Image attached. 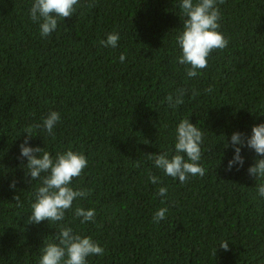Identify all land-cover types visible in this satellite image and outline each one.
Returning a JSON list of instances; mask_svg holds the SVG:
<instances>
[{
	"label": "trees",
	"instance_id": "trees-1",
	"mask_svg": "<svg viewBox=\"0 0 264 264\" xmlns=\"http://www.w3.org/2000/svg\"><path fill=\"white\" fill-rule=\"evenodd\" d=\"M180 2L78 0L73 16L41 37L29 17L32 0H0V264H38L60 225L104 248L88 264H264V198L247 173L264 157L242 148L243 167L226 171L231 134L250 135L264 123V0L218 5L228 45L193 78L176 62ZM113 32L117 46H101ZM180 88L184 102L170 108L165 97ZM51 111L60 114L53 135L37 129L28 146L53 158L69 148L85 155L87 167L70 186L91 194L73 201L63 221L27 224L40 182L28 183L19 145L25 127ZM182 119L203 133L199 163L206 170L186 183L145 156L174 155ZM150 173L158 183L149 182ZM160 187L166 196L157 195ZM78 206L94 209V222L81 224ZM160 208L165 219L154 223ZM223 241L228 251L218 247Z\"/></svg>",
	"mask_w": 264,
	"mask_h": 264
},
{
	"label": "clouds",
	"instance_id": "clouds-1",
	"mask_svg": "<svg viewBox=\"0 0 264 264\" xmlns=\"http://www.w3.org/2000/svg\"><path fill=\"white\" fill-rule=\"evenodd\" d=\"M225 0H181L179 7L184 17L182 31L176 36V42L181 50L177 57V63L185 65L188 78L200 75L199 70L207 67L208 57L214 50H223L228 45L222 33L218 31L220 25V8L218 5ZM78 0H32L29 8V17L39 27L41 37H47L58 27V20L71 18L75 12ZM95 3H89L87 7H94ZM120 37L117 33H109L105 40L99 41L103 47L115 48ZM124 62L125 56L119 57ZM205 91L211 92L212 89ZM187 90L177 89L174 94L165 97L170 108L181 105ZM194 95L198 93H193ZM60 121V114L51 111L43 118L42 123L25 127V139L19 145V158L27 160L24 167L27 168L25 175L29 177L28 183L39 181L33 194V202L30 204L31 213L27 217V224H39L47 221L57 223L65 219V212L72 208L73 201L90 195V191L74 189L73 179L79 177L87 167V159L81 152H74L69 148L64 152H57L53 158L51 154L41 147H31L29 140L34 137L37 129H43L49 136ZM203 133L200 128L182 119L175 129V154L169 157L167 153L146 154L148 160L154 162V166L163 171L167 176L186 183L190 176L203 177L205 168L199 163L201 159V144ZM231 147L233 157L228 161L226 171L233 167L239 170L244 165L241 155L242 148L253 150L258 157H264V123L251 127V134L234 132L226 142V148ZM187 157V159H185ZM139 162L137 161V164ZM247 173L255 180L260 181L257 192L264 198V158L255 159L248 167ZM43 174V175H42ZM149 182L156 184L158 177L149 174ZM15 181L10 182L9 187L15 188ZM158 196H166L167 188L160 187ZM17 207H21L19 196H14ZM166 208L158 209L153 215V222L159 223L165 219ZM74 216L80 218V223L94 222L95 210L76 207ZM55 243H47L40 249L38 264H88L89 256L104 255V248L99 242L90 236H82L72 227L60 225ZM224 251L229 250V243L223 241L218 246ZM217 249V248H216ZM215 249V252H216Z\"/></svg>",
	"mask_w": 264,
	"mask_h": 264
}]
</instances>
